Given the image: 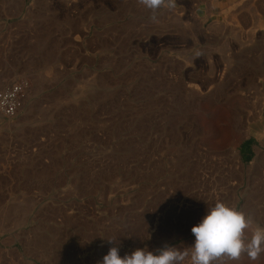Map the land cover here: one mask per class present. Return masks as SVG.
Returning <instances> with one entry per match:
<instances>
[{
    "label": "rangeland",
    "instance_id": "1",
    "mask_svg": "<svg viewBox=\"0 0 264 264\" xmlns=\"http://www.w3.org/2000/svg\"><path fill=\"white\" fill-rule=\"evenodd\" d=\"M153 15L140 0H0V94L24 85L13 115L0 105V264L183 249L217 202L252 220L246 242L264 228V0H162Z\"/></svg>",
    "mask_w": 264,
    "mask_h": 264
},
{
    "label": "clouds",
    "instance_id": "2",
    "mask_svg": "<svg viewBox=\"0 0 264 264\" xmlns=\"http://www.w3.org/2000/svg\"><path fill=\"white\" fill-rule=\"evenodd\" d=\"M148 9L155 12L161 6L162 0H140ZM252 220L244 213L217 202L207 208L206 215L191 232L195 238L194 244L183 249L175 246H165L155 252L147 248L136 249L123 257L118 246L111 247L103 257L101 264H214L223 256L238 259L246 253L256 258L264 253V228H257L250 241H245L246 230ZM110 243H114L111 239Z\"/></svg>",
    "mask_w": 264,
    "mask_h": 264
},
{
    "label": "built area",
    "instance_id": "3",
    "mask_svg": "<svg viewBox=\"0 0 264 264\" xmlns=\"http://www.w3.org/2000/svg\"><path fill=\"white\" fill-rule=\"evenodd\" d=\"M23 88L24 85H16L0 94V105L6 115L11 116L22 107L19 97L23 95Z\"/></svg>",
    "mask_w": 264,
    "mask_h": 264
},
{
    "label": "bare ground",
    "instance_id": "4",
    "mask_svg": "<svg viewBox=\"0 0 264 264\" xmlns=\"http://www.w3.org/2000/svg\"><path fill=\"white\" fill-rule=\"evenodd\" d=\"M221 2V1H220ZM229 3V2H228ZM223 5V4H222ZM38 81V80H37Z\"/></svg>",
    "mask_w": 264,
    "mask_h": 264
}]
</instances>
